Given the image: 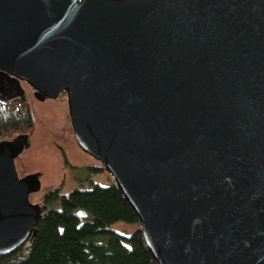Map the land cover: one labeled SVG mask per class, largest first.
Segmentation results:
<instances>
[{
    "label": "water",
    "instance_id": "1",
    "mask_svg": "<svg viewBox=\"0 0 264 264\" xmlns=\"http://www.w3.org/2000/svg\"><path fill=\"white\" fill-rule=\"evenodd\" d=\"M20 83L65 96L155 264H264V0H0V100ZM28 141H0V257L42 215Z\"/></svg>",
    "mask_w": 264,
    "mask_h": 264
},
{
    "label": "trees",
    "instance_id": "2",
    "mask_svg": "<svg viewBox=\"0 0 264 264\" xmlns=\"http://www.w3.org/2000/svg\"><path fill=\"white\" fill-rule=\"evenodd\" d=\"M34 130L33 112L26 99L0 100V141L28 136L30 142ZM63 159L66 166L65 154ZM72 169L85 178L67 194L61 193L62 183L56 192L44 195L35 235L17 251L0 257V264H155L137 218L118 188L113 182L102 186L91 181L106 171L97 162ZM78 211L86 217L77 216ZM118 226L132 231L117 230Z\"/></svg>",
    "mask_w": 264,
    "mask_h": 264
},
{
    "label": "rangeland",
    "instance_id": "3",
    "mask_svg": "<svg viewBox=\"0 0 264 264\" xmlns=\"http://www.w3.org/2000/svg\"><path fill=\"white\" fill-rule=\"evenodd\" d=\"M29 91L27 94L30 97L25 99L33 112L35 130L30 137L29 148L19 157L20 161L24 162L32 172L42 175L44 187L54 189L63 183L61 193L67 194L73 186H76L78 180L85 178L84 174L76 169L70 170V164L82 168L86 165H94L95 161L76 146L68 121L66 98L62 97L57 101H39L34 97L33 91L31 89ZM64 154L68 162L66 166ZM90 179L102 186H108L112 182L107 172ZM83 184L88 187L87 182L84 181ZM42 194L43 192L41 196ZM32 201L38 202L36 197ZM116 229L132 231V228L124 226H118Z\"/></svg>",
    "mask_w": 264,
    "mask_h": 264
},
{
    "label": "flooded vegetation",
    "instance_id": "4",
    "mask_svg": "<svg viewBox=\"0 0 264 264\" xmlns=\"http://www.w3.org/2000/svg\"><path fill=\"white\" fill-rule=\"evenodd\" d=\"M20 85H21V87H22V89H23V97H24V99L25 98H27V97H30L29 96V94H27V92H30L29 91V89L30 88H28L25 84H23V83H20ZM13 93H16V92H13ZM32 93V92H31ZM34 94V93H33ZM62 97H65L64 95H62V96H60L58 99H56L55 101H57V100H59V99H61ZM14 99H17V98H14ZM68 140V139H67ZM30 145V144H29ZM57 147H58V144H57ZM29 148V146L23 151V152H25L27 149ZM61 148V147H60ZM83 153V152H82ZM86 155V154H85ZM21 156V155H20ZM19 156V157H20ZM17 158L16 160H15V166H16V170H17V172H18V175L20 176V177H23V176H26V175H36L37 176V178L39 179V181H40V190L37 192V193H34V194H32L31 195V197H30V201L33 203V204H37V205H39V204H43L44 203V195L46 194V193H48L49 191H51V192H56L57 190H58V188H54V189H52V187H44V184H43V180H42V175L41 174H39L38 172H32L28 167H27V165L24 163V162H22V161H20V158ZM70 166L71 167H75V166H73V165H71L70 164ZM86 166H90V165H86ZM86 166H84V167H86ZM43 192V194H42V196H41V193ZM40 196V197H39ZM34 197H36V199H37V201L38 202H33L32 200H33V198ZM42 197V198H41Z\"/></svg>",
    "mask_w": 264,
    "mask_h": 264
}]
</instances>
